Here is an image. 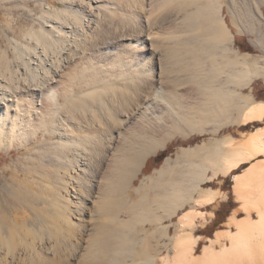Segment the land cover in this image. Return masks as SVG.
I'll return each mask as SVG.
<instances>
[{
	"label": "bare ground",
	"instance_id": "bare-ground-1",
	"mask_svg": "<svg viewBox=\"0 0 264 264\" xmlns=\"http://www.w3.org/2000/svg\"><path fill=\"white\" fill-rule=\"evenodd\" d=\"M55 1L12 57L0 47V149L26 160L0 185V264H264V160L233 174L235 230L200 253L193 233L220 194L203 183L264 154L263 128L215 136L264 115L239 93L264 68L234 45L239 1ZM244 1L264 21V0ZM204 133L173 158L179 178L166 157L134 184L167 141Z\"/></svg>",
	"mask_w": 264,
	"mask_h": 264
},
{
	"label": "rangeland",
	"instance_id": "rangeland-1",
	"mask_svg": "<svg viewBox=\"0 0 264 264\" xmlns=\"http://www.w3.org/2000/svg\"><path fill=\"white\" fill-rule=\"evenodd\" d=\"M238 1H239L238 5H240V4L242 5V7L239 6L240 11H239L238 5H237V7H234V9L238 10L239 12L238 11L236 12L235 10H233L235 12H233V11L232 12L236 16H238L236 18V23L237 22L239 23V25H237L239 28L237 26H234L231 24L230 17L226 11H224L225 12L224 13L225 19L227 22H229V28H230L231 32L233 33V31H234L233 35L236 38L235 43H234L235 47L240 52L246 51V52H249L251 54H255L257 51L252 47V45L250 44L248 39L245 38L244 32L248 31L250 34L256 35V37L261 36L262 38H264V21L261 22L257 18L256 10H254L253 7H250V5L248 3L246 4V2L244 0H238ZM55 2H56L55 0H41V1L40 0H0V47L2 49L4 48L12 57V50H10L11 47L14 46L16 42H19V41L23 42V38H24L23 34L26 32L27 29H29V26L30 27L31 26H35V27L38 26L37 17H39L41 15L42 8L44 6H48V4L49 5L56 4ZM41 3L44 5L42 8H41V5H42ZM57 4L59 5V3H57ZM254 13L256 14V16L254 15ZM262 13L264 16V5H262ZM255 18H256V21H255ZM237 29H240L241 31L239 30L237 32ZM242 29H243V31H242ZM21 36H23V37L21 38ZM256 37H255V39L251 38L250 41L251 42H253V40L257 41ZM261 39H259V41ZM256 43H258V42H256ZM258 44H259L258 47H260L262 49L263 45H261L260 43H258ZM255 46H257V44ZM263 50H264V48H263ZM263 53H264V51H263ZM240 89H239V93H240ZM241 131H242V128H237V127H232V126L227 127L226 126V127H223L222 129H220L219 132H217L215 134V136L221 137L224 134L229 133L233 137L237 138V137H240L242 135ZM209 136H211L210 133H204L203 135L193 134L189 138H184V137H180V136L173 137L172 139L167 141L164 149H159L155 154L150 155L147 158V160H146L147 163L145 161L146 167L141 172L138 173L136 179L134 180V184L135 183L137 184L141 180V178H143L145 176H149L151 174L153 175L154 169L161 167L163 165V161L165 160L166 157H170L172 159L169 164L174 165L173 167L175 168V171L170 173L169 170L171 169L172 166H169V167L166 166L168 168V170H165V172L163 174V178L167 177L169 175V174H167V172L172 174L174 178H179V176L181 175V170H179V168L183 169L184 166H187V164H188V162L186 161L187 158L185 159V158L181 157V159L183 158L181 160L179 157L178 159H180V160H178V161L180 162V165H179V162L177 160H176L177 162L175 161L176 164H174L173 158L176 157V154H178L181 147H188L190 145L200 143L202 140H206ZM236 140H238V138ZM242 141L243 140H241L240 142H242ZM34 145H35V142L30 144V146H34ZM23 150H24L23 148H20L17 150L10 148V151L5 150L4 148L0 149V170H1L0 171V185L6 179L7 180L5 182H7V181L12 182L14 180L13 178H15L14 173L15 174L18 173V175L21 176V173L25 170L23 164L26 162V160L22 159L20 157V156H22ZM21 159L23 161H21ZM18 161H20V162H18ZM20 165L22 167H20ZM173 167H172V169H173ZM245 167H246V165L244 167L241 166L237 171L242 172V171H244L243 169ZM3 168L6 170L4 171ZM15 168L18 170H15ZM21 168H23V169H21ZM14 170L17 172H15ZM183 170H186V169H183ZM165 173H166V175H165ZM182 173H184V171ZM1 174H3L4 177H2ZM11 175H12V177H11ZM13 175H14V177H13ZM232 177H233V174H229L228 176L219 175L215 179H213L211 181H206L202 185V186H210L212 188H221L224 191V193L220 192L219 197L216 199V201L214 203H212L211 205H208L206 207L207 209L202 208L203 211L207 210L203 214L204 219H196V226L193 228V233L195 235H200V237H201L197 243V253H200L202 246L204 244L208 243V238L214 237V232L217 229H226L227 228L228 230H232V231L235 230V225L233 224V222L229 223L227 225V222L229 220H231V218H235V220H236V218H240V217H243L246 215L245 211L242 210L243 201L241 200L239 194L234 191V190H236L235 187H237V186L234 187L235 189L232 188V184H234V180ZM238 187L241 189H239ZM238 187L237 188L239 190L245 191L243 186H242L243 188L240 185ZM2 193L5 194L3 190H2ZM150 195L151 194L149 193V196ZM255 196H257V195H255ZM186 208H188V206H186ZM178 213H181V210L178 211ZM250 216L252 218H256V213H252ZM174 220H176V216H174L172 218V221H174ZM202 222H204V224H205L204 225L205 228L203 227L204 229L201 228ZM198 224H200V225H198ZM222 242L226 243L227 240L222 239ZM217 248H220V246L217 245Z\"/></svg>",
	"mask_w": 264,
	"mask_h": 264
},
{
	"label": "crops",
	"instance_id": "crops-1",
	"mask_svg": "<svg viewBox=\"0 0 264 264\" xmlns=\"http://www.w3.org/2000/svg\"><path fill=\"white\" fill-rule=\"evenodd\" d=\"M244 35H245V38L248 39V41L250 42L252 47L257 51L255 53V55H259L260 56V54H261V56H262V54H263V56L260 59L261 63H259V65L264 67V59H263L264 58V53H263L262 49L260 47H258V46H255V43H256L255 41H253V42L250 41L251 38L255 39L256 35H252L248 31L244 32ZM258 43H260L261 45L264 46V44H263L264 43V38H263V40L261 39V42L258 41ZM243 52H246V51H243ZM263 69H262V71L264 72ZM261 72H259V75H255L252 78V80L250 81L249 84L242 86V88L240 90V93H241V95L246 94L245 95L246 98L244 97L245 99H243V97H242V99L244 101L247 100L248 98H251L252 101H254V102L256 101V103H257L258 100L264 103V76H263L264 73L263 72L261 73ZM243 105H244V102H243ZM257 127L259 128V130H260V128L264 129V115L261 118H259V119L258 118L252 119V120L248 121V123H244V124H241V125L237 126V128H242V131H241L242 135L240 137H237L238 140H240V139L244 140L245 137L248 136L247 135L248 133L251 134L250 132L253 133L254 131H257V129H258ZM260 158H262V159H260ZM252 159L253 160L250 159V160L246 161L245 162L246 164L244 163L246 165V167L249 166L250 164H252V162L254 160H255V162L258 161V160L259 161L260 160H264V154L263 153H259V154L256 155L255 158L253 157ZM244 164L242 165L243 167L245 166ZM246 167L243 170H245ZM233 180H234V178H233ZM233 186H234V184H232V188H233ZM215 189H218L220 192L224 193V191L221 188H215ZM203 208H206V206L203 207ZM206 211L207 210H205L204 212H206Z\"/></svg>",
	"mask_w": 264,
	"mask_h": 264
},
{
	"label": "trees",
	"instance_id": "trees-1",
	"mask_svg": "<svg viewBox=\"0 0 264 264\" xmlns=\"http://www.w3.org/2000/svg\"><path fill=\"white\" fill-rule=\"evenodd\" d=\"M146 163H147V161H146ZM146 163H145L144 167L142 168V170L146 167ZM238 169H239V168L232 170L229 174L238 173V171H237ZM229 174H228V175H229ZM228 175H227V176H228ZM204 228H205V227H204ZM204 228H202V229H204Z\"/></svg>",
	"mask_w": 264,
	"mask_h": 264
}]
</instances>
